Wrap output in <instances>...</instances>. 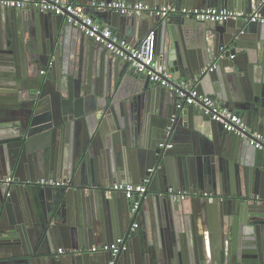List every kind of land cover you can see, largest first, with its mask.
Listing matches in <instances>:
<instances>
[{
	"label": "water",
	"instance_id": "95a60500",
	"mask_svg": "<svg viewBox=\"0 0 264 264\" xmlns=\"http://www.w3.org/2000/svg\"><path fill=\"white\" fill-rule=\"evenodd\" d=\"M140 1L264 14V0ZM21 8L0 13V176L16 178L0 184V264H264V149L177 109L63 15ZM85 10L264 136V23ZM145 177L133 213L113 186ZM117 236L126 251L91 254Z\"/></svg>",
	"mask_w": 264,
	"mask_h": 264
},
{
	"label": "built area",
	"instance_id": "2783aa9c",
	"mask_svg": "<svg viewBox=\"0 0 264 264\" xmlns=\"http://www.w3.org/2000/svg\"><path fill=\"white\" fill-rule=\"evenodd\" d=\"M32 4L42 11H51L56 15H63L74 26L81 27L83 33L92 38L93 41L103 45L112 54L129 62L130 67L138 75L149 79L153 84L165 87L167 90L178 96L176 104L177 109L193 105L198 107L202 113L210 119L220 122L227 132L235 133L238 136H248L250 144L256 148L264 149V136L250 128L245 121L237 115L233 110L224 105L218 104L212 96L198 92L195 87L185 78H175L173 73L165 68L158 58H154L146 54L140 47L134 46L110 29V27L102 26L90 16L85 7L98 10H115L121 15H141L148 13L161 18L170 15H180L186 18H192L199 21L220 22L230 19L241 20L244 25L249 23H264V14L259 10L251 11L239 10L228 7L208 6L206 8H198L192 6H178L174 3L164 5H154L143 1L129 2L126 0L106 1H90L86 4H80L72 0H0V5L6 7H25ZM212 66L202 69L204 71L212 70ZM41 74L44 71H40ZM174 117V116H173ZM174 118H172L173 120ZM160 147L164 143L159 144ZM171 145L168 144L167 147ZM149 172H154V168H148ZM16 181L12 175L0 176V184L7 186L12 185ZM39 185L64 186L69 187L72 184L71 178L65 180L39 179ZM150 183V178L145 177L140 183L131 181H121L115 183L113 188L121 191L125 198L131 201V212L135 213L139 206V198L143 196ZM169 193L175 197L185 198L187 192L181 189H168ZM203 196L214 198L211 193L204 192ZM135 222L133 227H137ZM127 250V243L123 236H117L115 239L94 245L91 252L103 251L117 255ZM61 251V250H59Z\"/></svg>",
	"mask_w": 264,
	"mask_h": 264
},
{
	"label": "crops",
	"instance_id": "0c3cea01",
	"mask_svg": "<svg viewBox=\"0 0 264 264\" xmlns=\"http://www.w3.org/2000/svg\"><path fill=\"white\" fill-rule=\"evenodd\" d=\"M31 4V3H30ZM32 5V4H31ZM184 6V5H183ZM11 9H16V10H22V8H19V7H6V6H3V5H0V13H3V12H5V11H9V10H11ZM19 12V11H18ZM22 16H25V13L24 14H22ZM23 19H25V18H23ZM105 24V23H104ZM102 25V26H105V25ZM107 27V26H106ZM110 27V29H112V31L113 32H115V33H117V34H119V32L116 30V29H114V28H112L111 26H109ZM136 75H137V73H135ZM141 181V180H140ZM158 185V184H157ZM156 185V186H157ZM11 190H14V188H12L11 187ZM138 221V226L136 227V228H139L140 227V219H137ZM91 254H93V252H91ZM94 254H96V252L94 253Z\"/></svg>",
	"mask_w": 264,
	"mask_h": 264
}]
</instances>
